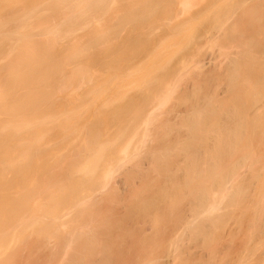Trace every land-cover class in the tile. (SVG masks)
Returning a JSON list of instances; mask_svg holds the SVG:
<instances>
[{"label":"bare ground","instance_id":"1","mask_svg":"<svg viewBox=\"0 0 264 264\" xmlns=\"http://www.w3.org/2000/svg\"><path fill=\"white\" fill-rule=\"evenodd\" d=\"M108 1L50 0L49 10L52 15L32 23V14L45 0H0V264H264V0H227L228 3L226 0H218L220 3L215 0L223 6L227 4L225 8L218 7L220 13L218 11L212 17L215 23L211 25L213 30L208 29L211 34L219 30L217 34L225 38L223 41L216 35L220 43L217 38L212 37L215 44L217 40L220 44L218 47V43L215 45L213 42L218 50L222 47L217 53L219 55L214 53L215 56L205 59L207 49L202 47L204 44L200 47L196 44L200 43L196 41L197 38L201 35L205 37L207 30L200 31L204 35L199 33L197 38L194 37L197 36L194 32L189 33L191 37L188 34L189 37L185 36V39L191 40L193 37L196 45L192 40L193 45L178 39L180 48L175 46V54L167 56L171 61L168 58L166 61V56L163 58L164 61H169V66L159 59L158 63L152 65L154 68L145 67L146 74L142 71L140 77L137 76L132 81L128 80L130 74L122 73L123 77L128 78V85L132 84L131 92L135 89L133 86L141 88L138 95L126 93V83L122 87L118 84L122 77L118 83L113 81L120 77L116 73L121 69L116 66L123 65L122 62L117 63L119 59L116 62L119 55L114 56L115 61L113 55L123 49L119 52V57L122 58L121 53L127 52L125 48L129 47L131 41L125 48L123 45L120 50H114L113 55L110 53L113 51H110V45L103 49L104 53L106 50L110 51L113 58V61L110 59V66L114 68L117 63L116 77L112 73L108 74L110 79L104 77L102 81L98 80L101 79L99 74V78L96 77L97 66L104 65V62L107 65L109 54L108 58L104 56L106 61L101 59L103 63L99 60V64H94L97 65L95 69L91 66L93 64L88 63L96 70L95 73L93 70L89 72V66L86 69V63L81 64L85 70L78 65L82 63L83 54L89 59L87 49L93 44L95 48V44H99L97 41L106 39L102 43L104 45L109 38L112 40L113 34L126 26L127 22L123 21L131 20L128 16H137L133 20L145 15L144 20H147L154 13L157 15L160 10L154 11L161 3L157 0L158 4L153 3V8L152 0L151 7L142 4L146 8L140 7L145 9H140V13L135 5L134 11L130 9L133 14L127 8L125 12L130 14L124 13L126 17L116 16L117 23L120 19L119 26L116 23L111 26L112 29L107 26L109 30L107 28L104 31L107 34L102 33L101 36L104 39L100 38L101 33L96 34L98 29L93 25L95 28L89 26L92 27L89 28L92 33L95 32L92 37L95 34L99 37H88L90 40L87 41V37L84 40L80 36L83 42L80 39L71 42L74 39L70 41L69 38L73 36V32L88 26L91 21L92 24L95 21L93 16L96 17L103 11L102 8H97L98 4H106ZM169 1L167 2L174 6L175 1ZM186 1L184 2L187 3ZM192 1L193 3H189L194 5L196 1ZM214 3L213 5L216 4ZM165 4L167 5L166 2ZM139 5L141 6L140 3ZM239 5L246 7L242 9L240 6L241 10ZM180 7L172 8L177 10V14H181L178 11ZM236 7L242 11L241 14L234 10ZM163 8L165 10L167 6ZM47 11L43 12L44 16ZM88 11L93 14L90 19ZM174 12L171 13L173 17L176 15ZM243 12L245 16L248 14L244 18ZM165 13L162 12L164 17L169 12ZM229 15L236 16L233 19L238 17L233 20L234 23L237 22L234 27L229 22L232 20ZM38 16L35 15L33 19ZM141 18L137 20L139 23L143 19ZM167 18H157L156 22L166 19L164 24L166 26L170 22L169 26L161 24L165 29L172 27L170 30L173 33V30L180 34L184 32L183 28H179L182 24H174V27L177 26L175 29L171 26L173 23L169 21L170 18ZM176 18L172 22H178L179 18L177 21ZM122 19L124 20L121 21ZM150 19L153 21L154 18ZM137 21L133 22L134 25ZM142 21L133 26L138 28ZM160 21L157 23L160 24ZM186 21H180L183 27L185 25V30L191 24L188 21L185 23ZM157 26L161 28L160 25ZM116 30L118 31L115 32ZM167 34L163 33L157 38L164 40L161 42L165 45L160 48H168L167 43L171 37L174 38L172 34L166 39ZM53 35L54 38L51 37ZM75 36L77 38V34ZM209 36L210 34H206L205 41L201 39L211 47L213 45L212 40L208 43ZM67 39L72 46L67 45ZM139 39L133 41L137 43ZM172 39L169 44H173ZM58 41L67 48L64 52L61 49L62 56L59 57L55 56V51L61 48ZM176 41L177 37L174 45L177 44ZM134 42L130 45L132 52L139 44ZM188 44L192 47L195 45L190 55L193 59L188 55L190 50L185 48ZM54 46L58 49L54 50ZM178 49L187 56L183 57L185 60L179 57L183 60L180 63L182 66H179L182 67V73L177 66L174 68H178L174 70L177 74L173 75L169 69L173 65L172 58L173 62L174 58H178ZM143 51L139 52L141 55L138 51L135 52L140 56L135 53L133 55L143 57L146 55V51ZM214 51L217 52V49ZM124 56L126 66L121 67V72L123 68L129 72L139 71L140 68L135 63L141 62V58L139 61L130 54L133 58L127 60L128 64V56ZM186 58H189L188 63L192 60L193 67H189L190 70L198 67L197 71L191 70L196 72L184 67ZM74 60L77 62L76 67ZM177 60L175 59L176 64L180 62ZM159 63L162 64L161 70ZM69 64L75 68L69 69ZM127 64L132 65L129 66L132 67L131 70ZM107 66L104 69L103 66L99 67L109 70V65ZM67 67L69 72L66 71ZM156 69L162 73H157ZM163 73H166L165 78L172 77V81L171 78H163ZM169 73L171 76H168ZM154 74L156 77L162 74L163 80L161 77V80L159 77L155 78ZM113 75L114 78L111 79ZM175 75L178 77L174 78ZM186 75L187 79L182 80ZM154 78L159 82L165 81L166 87L162 84L163 89L160 83L156 84ZM92 80L95 81L94 84ZM138 82L137 87L135 84ZM181 82H185L186 86ZM218 84L222 85L221 88ZM76 85V89L73 88ZM81 85L82 88L89 86L82 95ZM85 85L87 86L84 87ZM116 85L120 88L115 89ZM153 85H158L155 86L156 90ZM177 85L185 87L178 90ZM70 86L76 91L68 89ZM217 86L218 90L215 88ZM77 89L80 91L77 92ZM59 92H68L64 94L66 97L70 92L77 95L69 101L63 99L66 100L64 104L61 100L63 96H59L60 105L56 101ZM177 92L178 101L177 96L173 97ZM99 97H105L104 101L100 100L105 106L111 104L109 106L112 108L109 110H106L109 108L107 106L102 107V103L99 106L101 110H105L104 114L110 111L109 118L114 117L113 119H109L107 114H103L101 119L103 112L93 104ZM172 99L177 103L174 102L171 108L170 104L174 101ZM168 102L170 104L166 107ZM150 103L153 105L147 106ZM89 104L96 106L93 109L95 113L99 111V114L93 112L94 117L88 120L87 117L91 114L86 117L84 115L89 111ZM144 106L148 108L144 109ZM106 117L108 121L118 120V126H122L121 129L117 128L118 133L116 130V133L113 132L118 127L116 124L110 131L114 122L109 126L104 124ZM108 121L106 122H111ZM106 126H111L110 130ZM105 129L108 134H113L105 136ZM147 132L149 135L154 132L151 138ZM115 174L118 175L119 182L115 180Z\"/></svg>","mask_w":264,"mask_h":264},{"label":"rangeland","instance_id":"2","mask_svg":"<svg viewBox=\"0 0 264 264\" xmlns=\"http://www.w3.org/2000/svg\"><path fill=\"white\" fill-rule=\"evenodd\" d=\"M106 1H107V0H106ZM132 1H134V0H131V1H130V0H126V1H125V0H109L108 3L106 2V4H108V5L103 4V3H99L97 8H98V9H99V8H100V9L102 8L101 10H103V11L100 10L101 12H99V14L96 15V17L99 15L97 18L95 17V15L93 16V14L91 13V11H88V12H87V14H89V15H88L89 19H90V17L93 16V18L95 19V21H94V19H92V20L94 21L93 23H95V24H93V23L91 24L92 21L90 20L91 22L88 24V26H86V27L83 26L85 29L82 28V27L79 28V30L77 29L75 32H73V36H74V38H73V36H72L71 38H69V40L71 41L72 39H74V40H72L71 42H75V40H76V41H79V39L81 38L80 36H82V37H83L82 39H84V40H86V39H85L86 37H87V41L90 40L89 38H91V37H92V34L95 33V32L92 33V31L90 30L92 27H89V26H93V25H95V26H96V29H98V30H96V34L99 35V34L101 33V34H100V38H102V37H101V36H102V33H104V31H106L108 27H111V26H112L113 24H115V23L119 26L118 23L120 22V19H118L119 22L117 23V18L121 17L122 15H123V17H124V16H125L124 13H126L125 11L127 10V8H128V10L131 11V13H132V10H130V9H133V7H134V5H135V9H139L138 11H139V13H140V9H141L142 11L145 10V9L140 8V7H142L143 5H146L147 7H149V6H150V1H151V0H139V2H138L137 0H135L134 2H132ZM141 1H145V2L148 1V3H146V4H145V2H144V3H143V2L141 3ZM156 1H157V0H155V2H154V1L152 0V2H151V3H152L151 5H153L152 8L154 7V4L156 3ZM163 1H164V0H163ZM163 1L161 2V0H160L159 2H158V1H157V2H158L159 4H160V3L162 4ZM167 1H168V0H167ZM167 1H164L163 5H161V4L158 5V6H157V7H158L157 9L154 8L156 11H154V9H152L154 12H158V9L160 10V11L157 13V15L153 12L154 14L151 13V14H153V15H152L151 17H149L150 15L148 14V17H149V18H147V20H144V19H146V18H144L145 15H144V17H142L143 19L141 18L142 15L139 16V17L144 21V23H145V24H144L143 21L141 20V21H142V24H144V25L141 24V26H144L143 28H142L140 25H138V28H137V26L134 27L137 23H139L138 21H139L140 18H139V19H133V20H132V18H135V17H137V16H134V15H133L134 17H132V18L130 17L131 15L128 16V18L131 19L129 22H128V21H125V20H124L125 18L122 19L121 21L124 20L123 22H127V23L125 24L126 26H125V27L120 26V27L123 28V29H121V30H120V28L117 26L118 29L120 30V31H118V30L115 31V32L118 31L117 34H113V33H110L111 31H110V32L108 31L111 35L113 34V35L116 36V37L114 38V36H113V37H112V40L108 37L109 39L107 38L108 40L104 43V45H106L105 47H103L104 45H103L102 43H103L106 39L102 38V39H104V41H102V40H101L102 42H101V41H97V42H99V44H97L98 46L95 44V48H96V46H97L96 50H95V48H93V47H94V46H93L94 44L92 45V47H90V48L87 49V50H89V52L86 51V52H88V53H87V56H88V55L90 56V57L88 56L89 59H88L87 57H85V54H83L85 58L83 57V60H81V59H82V57H81V56H82V53H80L81 56L78 55V56L81 57V59L79 58V60H81V62H82V63H80V64L78 65L79 68H80L81 64L86 65V64H88V63H89V64L91 63V64L94 65L96 62L99 64L100 61H102L103 59L105 60L106 58H108V57H107V54H109V52H110L111 50H113V51L110 52V53L112 54L113 52L120 50V48H122L123 45H124L123 48H125V46H128V45H129V47H126V48H125V50H126L127 52H122V53H124V54L128 53V54H126V55L128 56V58L125 57L126 55L124 56V54H122V53H121L122 58L119 57V56H120V53H119V52L123 51V49H122L121 51H119V52H115V55H113L114 53H113L112 55H113V58H114V56L117 57V56L119 55L118 58L116 59V62H117L118 59H119V62H117V63L120 64V63L122 62L124 66H126V65L124 64V63H125V62H124L125 60L123 59V56H124L125 58H127V59H126V63H127V62H128L127 60L132 59L133 57H135V58L137 57V56H134V55H133L135 52L138 51V53H139V52L141 53L143 50H145V51H146V52H145L146 55H145V56L143 55V57H139V58H141V62H138V61L135 60V61L137 62V63H135V62L133 61L134 59L132 60V61L135 63V65L138 64L139 68L141 69V71H140V69H139V71H138V70H137V71L134 70V68H135V65H134L133 70L136 71V73H135L134 71H130V72H131V73H130L127 69L125 70V68H123V71L121 72V70H122L121 67H122L123 65H122L121 67H120L121 64H120V65L118 64L119 66H116L117 63L114 65V68H112V67L110 66V59H111V60L113 59L112 56H111V54H109L110 56L108 55L110 58H108L109 60H107V61H109V63L107 62V65H109V68H108L109 70H103L105 67H106V68L108 67L107 65H105L106 62H104V65H103V64L99 65L100 67L103 66V67H102L103 69H101V68H100L99 66H97V65H94V66L91 65L94 69H95V67L97 66V68H96L97 71L94 70V69H92V68L90 67L89 64L85 66L86 69L89 68L88 70H89L90 73H91V70H93L92 72H94V73H95V71H96V72H97V73H96V77L99 78V75H100V76H101V79L99 78L98 80H101V81L103 80L104 77L107 78L109 73H110V75H111V73L114 74L115 77L118 76V75H116V74H120V77H118L119 79L115 78V80H113V81H114V82L116 81V83H118L117 81H119L120 78L122 77L121 80H122V79H123V80H122V81L120 80V81H119L120 83H118L119 85L121 84V87H122V85H125V83H126V85H128L129 82H126L128 78H129V79H128L129 81H132V80H134V78H136L137 76L140 77L139 74H140L142 71H144V73H145V71H146L147 69H149L150 67H153L152 65H155L156 63H158L157 61H158L159 59H160V61L162 62V61H164L163 58L166 56V57H165V60L167 61V60L169 59V60L171 61V58H168V57H169V55H170V57H172V55L175 54L174 51L177 50L176 47L179 46V48H180V45H181V44H180V41H181V40H183V42H185V40H186V43H185V44H187V42H190V43H191V40L193 41V39H192L193 37L191 38V40H190V38H189L188 40L185 39V36H187L189 33H193V32H194V34H195V35L197 34V36H194V34H193L192 36H194V37L197 38V37H199V36H198L199 33H200L199 35H201V34L204 35V33H202V32H203L202 30L205 29L204 32L207 30L208 33L205 32V35H204V36L206 37V34H207V36H208V34H210V36H209V42H208V43H210L211 40H212L211 43H212L213 46H211V47H210L209 44H208V45H205V43H206L207 41H206L205 43L203 42V41L206 40L207 37L205 38V37H202V35H201V37L197 38V40H196V41H200V43H201V44H200V43L198 44V43L196 42V44L199 45V47H200V45H203V44H204L202 47L205 46V49H207L206 51H208V53L205 55L206 58L204 57L205 59H207L208 57L210 58V57L215 56L217 53H219V52L222 50V47H221V46H220V47H221V50H220V49H219L220 51L218 50V47H219V45H220V44L218 43V40H219L218 38H220V39H223V38H222L221 35H220V36H221V37H220V36L217 34V33H219V30H218V32H215L216 30H215L214 32L212 31V30H213V28H212L213 26L211 27V25H212V24L215 25V23H213V22H214V18H212V17H213V15H214V13H217L218 11H219V13H220V8H221V7H224V8H225V6L227 5V4H225V3H226V2L228 3L229 1L226 0V2L224 3L225 5L223 6V4H219L220 2H219L218 0H217V1H218L219 3H218L217 1H215V0H212V1H211V0H210V1H208V0H199L200 2L197 1V0H195L197 3L195 2L194 5H193V4H190V3H193V1L191 2V0H188V2H187L186 0H182L183 2H180L181 0H180V1H179V0H178V1H177V0H173V1H175V3H173L174 6H175V8L179 9L180 5H182V6L180 7V10H178L179 13H181V14H177V12H176L177 10H175V8H172V7H174V6H173L172 3L170 2L171 0L169 1L170 3H168ZM173 1H172V2H173ZM184 1H186L187 3H185ZM46 2H47L48 5L46 4ZM49 2H50V0H45V2L41 3L40 6L34 11V13H33L32 16H31V19H30V20L32 21V23H34L35 20H36V22H37V20H38V21L41 20L40 18H42V20H43V18H47V17H49L50 15H52V14H51L52 11L49 10V9H50ZM165 2L167 3V5L165 4ZM176 2H177V3H176ZM189 2H190V3H189ZM203 2H204V3H203ZM210 2H212V4H211ZM214 2H215L216 4H215ZM137 3H138V5H139V3H140L141 6L139 5V7H138ZM153 3H154V4H153ZM158 3H156V4H158ZM199 3H200V4H199ZM213 3H214L215 5H213ZM217 3H218V4H217ZM45 4H46V5H45ZM142 4H143V5H142ZM148 4H149V5H148ZM156 4H155V5H156ZM168 4H170L169 7L172 5L170 9H169V7H168ZM130 5H131V6H130ZM132 5H133V6H132ZM187 5H189V6H187ZM192 5H193V6H192ZM212 5H213V7H212ZM242 5H243V4H242ZM245 5H246V4H245ZM46 6H47V7H46ZM99 6H101V7H99ZM102 6H103V7H102ZM136 6H137V7H136ZM161 6H162V7H161ZM165 6H167V8L164 10L163 7H165ZM240 6H241V5H239L238 7L240 8ZM243 6H244V5H243ZM247 6H248V5H247ZM48 7H49V8H48ZM106 7H109V8H106ZM143 7L146 8L145 6H143ZM150 7H151V6H150ZM218 7H220V8L218 9ZM245 7H246V6H245ZM245 7H243V8H245ZM103 8H104V9H103ZM241 8H242V6H241ZM241 8H240V9H241ZM243 8H242V9H243ZM123 9H124V10H123ZM147 9L149 10V8H147ZM150 9H151V8H150ZM167 9L170 10V11H168ZM171 9L175 10L176 13H175L173 10H171ZM217 9H218V10H217ZM222 9H223V8H222ZM240 9L238 10V8L236 7V9H234V10H238L237 12H238V14H239L240 11L242 10V9H241V10H240ZM37 10H38V11H37ZM43 10H44V11H43ZM45 10H46V11L48 10V11H47V13H46L45 16H44V15H43V12L45 13V12H46ZM152 10H151V11H152ZM163 10H164V11H163ZM181 10H182V11H181ZM244 10H245V9H244ZM244 10H243V11H244ZM40 11H41V12H40ZM97 11H99V10H97ZM133 11H134V9H133ZM135 11H137V10H135ZM138 11H137V14H138ZM146 11H147V10H146ZM146 11L144 12V14L146 13ZM165 11H167V12L170 13V14L168 13V15L165 16L166 18H167L169 15H171L170 17H168V18H170L169 21H171V24L173 23L172 25L170 24L171 26H173V25L176 24V23H178V24H182V25H183V23H181V22H182V21H186V20H187L189 23L191 22V24H188V25L186 24L187 27H188V28H186L187 30H185V28H184L185 25H184V27H183L182 25L179 26V28H180V27H181V29L183 28L182 31H184V32L181 33V34H180L178 31L173 30L174 33H175V32H178V34H179L180 36H179L177 33L174 34L173 32H171L172 29L170 30V28H172V27L169 28L170 31L168 30V28H166L167 31H169V33H168V32L166 31V29L161 25V24H163V25L165 26L164 22L166 23V19H164L163 22L160 21V20H162L163 18H165V17H164V15L166 14ZM171 11H172V12H171ZM104 12H105V13H104ZM127 12H128V11H127ZM162 12H164L165 14L163 15ZM173 12H174L177 16L173 14V15L175 16V17H173L172 14H171V13H173ZM195 12H196V13H195ZM241 12H242V11H241ZM245 12H246V10H245ZM39 13H40V14H39ZM141 13L143 14V12H141ZM149 13H150V10H149ZM159 13H161V14L159 15ZM233 13L236 15V12H235V11H234ZM233 13H232V14H233ZM37 14L40 15L41 17L38 16ZM41 14H42V15H41ZM91 14H92V15H91ZM126 14H130V12H129V13H126ZM132 14H133V13H132ZM240 14H241V13H240ZM35 15L38 16V17H35V18L33 19V17H34ZM138 15H139V14H138ZM155 15H156V16H155ZM158 15H159L160 17H157ZM161 15H162V16H161ZM230 15H231V13H230ZM230 15H229V17H231L232 20H231V21L229 20V22H230L231 25H233V27H234V25L237 24V22L235 21V23H234L233 20H237L238 17L235 18V19H233L232 17H233L234 15H233V16H230ZM242 15H244V16H243V18H244V17H246L248 14L245 16V14H244V12H243ZM242 15H241V16H242ZM43 16H44V17H43ZM116 16H117V18H116ZM153 16H154V17H153ZM198 16H199V18H198ZM237 16H239V15H237ZM110 17L112 18L113 21L110 20ZM113 17H114V18H113ZM125 17H126V16H125ZM156 17H157V18H160V20H159V21H160V24L157 23V22H159L158 20H157V22H156V19H157ZM161 17H162V18H161ZM176 17H177V18H176ZM190 17H191V18H190ZM229 17H228V18H229ZM234 17H236V16H234ZM128 18H127V20H128ZM150 18H154L153 21H152ZM168 18H167V19H168ZM174 18H176V21H177V19L179 18V19H178V22H172V19L174 20ZM193 19H194V20H193ZM195 19H196V20H195ZM114 20H115V21H114ZM137 20H138V21H137ZM150 20H151L152 22H151ZM189 20H190V21H189ZM192 20H193V21H192ZM96 21H97V22H96ZM134 21H137L135 25H134V23H133ZM141 21H140V23H141ZM145 21H146V22H145ZM147 21H148V23H147ZM149 21H150L151 23H150ZM154 21H155V22H154ZM180 21H181V22H180ZM187 21H186L185 23H187ZM36 22H35V23H36ZM167 22H168V20H167ZM227 22H228V20H227ZM232 22H233L234 24H233ZM109 23H112V24L110 25ZM130 23H132V24H130ZM140 23H139V24H140ZM169 23H170V22H168V24H166L165 27H168V26H169ZM185 23H184V24H185ZM230 23H228V24L230 25ZM128 24H129V25H128ZM146 24H147V25H146ZM226 24H227V23H226ZM53 25H54V24H53ZM86 25H87V24H86ZM109 25H110V26H109ZM120 25H121V24H120ZM122 25H123V23H122ZM133 25H134V26H133ZM157 25H160L161 28L159 29V26H157ZM176 25H177V24H176ZM95 26H93V27L95 28ZM103 26H104V27H103ZM107 26H108V27H107ZM127 26H128V27H127ZM129 26H130V27H129ZM52 27H53V30H55V27H54V26H52ZM112 27H113V26H112ZM112 27H111V29H112ZM117 27H116V28H117ZM140 27H141V28H140ZM173 27H174V26H173ZM175 27L177 28V26H175ZM175 27H174V28H175ZM89 28H90V29H89ZM94 28H93V29H94ZM102 28H103V29H102ZM104 28H105V29H104ZM116 28H114V29H116ZM124 28H125V29H124ZM127 28H128V29H127ZM157 28H158V29H157ZM176 28H175V29H176ZM80 29H81L82 31H81ZM88 29H89V30H88ZM114 29H113V30H114ZM208 29H209V30L212 29L211 32H213V34H215V36H214L213 34L209 33L210 31H208ZM214 29H215V27H214ZM230 29H231V27H230ZM53 30H52V32H53ZM108 30H109V28H108ZM113 30H112V32H114ZM138 30H139V31H138ZM163 30H165V32H164ZM178 30H179V29H178ZM90 31H91V33H90ZM93 31H94V30H93ZM100 31H101V32H100ZM102 31H103V32H102ZM127 31H128V32H127ZM133 31H134V32H133ZM180 31H181V30H180ZM200 31H202V32H200ZM221 31H222V30H220V32H221ZM55 32H56V31H55ZM80 32H81V33H80ZM82 32H83V33H82ZM88 32H89L90 34H89ZM130 32H131V33H130ZM135 32H136L137 34H136ZM161 32H163L164 34H165V33H166V34L168 33V34H167L168 37H166V36L164 35V37H166V39H168L169 37H171L172 34H174V35H173L174 38L172 39V37H171V39L173 40V44H172V43L169 44V43L171 42V39H170V40H169L170 42L167 43V46L169 45L168 48H167V47H165V48H160V47H162L163 45H165V44H162V43L164 42V40H161V41H163V42H161L160 39H159V40L157 39V38H160V37H161V34L163 35V33H161ZM170 32H171L172 34H170ZM195 32H196V33H195ZM150 33H151V34H150ZM55 34H56V33H55ZM75 34H77V38H78V39L75 38V37H76ZM79 34H81V35H79ZM96 34H95V36H97ZM104 34H105V33H104ZM106 34H107V33H106ZM106 34H105V35H106ZM125 34H126V35H125ZM127 34H128V35H127ZM169 34H170V36H169ZM220 34H223V33H220ZM51 35H52V34H51ZM78 35H79V36H78ZM86 35H87V36H86ZM89 35H90V36H89ZM108 35H109V34H108ZM111 35H109V36L111 37ZM119 35H120V36H119ZM132 35H133L134 37H133ZM141 35H142V36H141ZM158 35H159V36H158ZM176 35H177V36H176ZM189 35H190V37H191V34H189ZM216 35L218 36V38L216 37ZM95 36L93 35L92 38H94ZM137 36H138V37H137ZM51 37L54 38L55 35H53V36H51ZM88 37H89V38H88ZM97 37H99V36H97ZM104 37H105V36H104ZM118 37H119V38H118ZM125 37H126V38H125ZM140 37H141V38H140ZM164 37H163V39H164ZM175 37H177V41H176L177 44L175 43L176 45H174V39H175ZM188 37H189V36H187V38H188ZM210 37H211V38L214 37V39H215V38L218 39V40H217L218 47L215 46V45L217 44V43L215 44L216 41H215L213 38L211 39ZM137 38H138V39L140 38V39H139V41H138L137 43H135V42L138 40ZM180 38H181V39H180ZM201 38H203V41H202ZM41 39H42V37H41ZM82 39H80V41L83 42L84 40H82ZM135 39H137V40H135ZM142 39H143V40H142ZM156 39H157V40H156ZM166 39H165V41L168 42V40H166ZM178 39L180 40L179 42H178ZM199 39H200V40H199ZM204 39H205V40H204ZM224 39H225V38H224ZM224 39H223V41H225ZM69 40H68V39L66 40L67 45L72 46L73 44H72ZM99 40H100V39H99ZM114 40H115L116 43L114 42ZM125 40H126L127 42H125ZM133 40H134L135 42H134ZM194 40H195V39H194ZM207 40H208V39H207ZM213 40H214V41H213ZM62 41H63V40H62ZM130 41H131V42H134L135 44H138V43H139L137 46H138V48H140V50H138V48H135L136 46L134 45V48H135L136 50L132 49V50H134V51L132 52V51H131V47H132V46L130 47V45H131V42H130ZM140 41H141V42H140ZM142 41H143V42H142ZM157 41H158V42H157ZM56 42H57V41H56ZM58 42H60V45H59V46H61V43H62V42H61V41H58ZM68 42H70V43H68ZM109 42H110V44H109ZM121 42H122V44H121ZM128 42H130V43L128 44ZM183 42H182V44H183ZM194 42H195V41H193L192 43L195 44ZM202 42H203V43H202ZM213 42H214L215 45L213 44ZM219 42H220V40H219ZM63 43H64V45L66 44L65 41H63ZM86 43H87V42H86ZM95 43H96V42H95ZM106 43H107V44H106ZM134 43H132V44H134ZM141 43H143V46H142ZM144 43H145V44H144ZM150 43H152V44H150ZM156 43H157V44H156ZM159 43H160V44H159ZM190 43H189V44H190ZM192 43H191V45H193ZM220 43H221V42H220ZM81 44H83V43H81ZM84 44H85V43H84ZM84 44H83V45H84ZM100 44H101L102 46H101ZM116 44H117V45H116ZM127 44H128V45H127ZM140 44H141V45H140ZM161 44H162V45H161ZM179 44H180V45H179ZM189 44H188V45H189ZM196 44H195V45H196ZM206 44H207V43H206ZM222 44H224V43H222ZM64 45L61 46V48H60V47L57 45V43H56V46H58L60 50H59L57 47L54 46V47H55L54 50H56V49L59 50V51H58V50L55 51V56H57V57L62 56V52H60L62 48H63V49H62L63 52H64L65 50H67V48H65ZM108 45H110V47H109ZM139 45H140L141 47H140ZM144 45H146V46H144ZM157 45H159V46H157ZM160 45H161V46H160ZM188 45H187L185 48H187V50H190V54H188L189 57H190V55L192 54L191 51H192V49L194 48L195 45H194L193 47H192L191 45H189V46H188ZM85 46H86V45H85ZM100 46L103 47V48H101ZM107 46L109 47L110 51L108 50L109 52H107V50H106L107 53L105 52V53H106V54H105V53L103 52V49L108 48ZM170 46H171V47H170ZM175 46H176V47H175ZM183 46H184V45H183ZM183 46H182V47H183ZM206 46H207L208 48H206ZM66 47H67V46H66ZM113 47H114V48H113ZM143 47H145V49H144ZM146 47H147V48H146ZM157 47H158V48H157ZM189 47H192V48L189 49ZM209 47H210V48H209ZM215 47H216V48H215ZM69 48H70V47H68V49H69ZM91 48H93V49H91ZM98 48H99V49H98ZM116 48H118V49H116ZM129 48H130V49H129ZM142 48H143V50H141ZM212 48H213V49H212ZM64 49H65V50H64ZM90 49H91V50H90ZM183 49H184V48H183ZM202 49H203V48H202ZM215 49H217V52L214 51ZM94 50H95V51H94ZM99 50H100V51H99ZM114 50H115V51H114ZM129 50H130V51H129ZM148 50H149V51H148ZM154 50H155V51H154ZM163 50H164V51H163ZM178 50H180V49H178ZM185 50H186V49H185ZM187 50H186V51H187ZM223 50H225V49L223 48ZM96 51H99V53L96 52ZM128 51L130 52L131 56H133L132 58H131V56H130V54H129ZM153 51H154V52H153ZM158 51H159V53H157ZM172 51H173V52H172ZM200 51H201V49H200ZM203 51H204V49H203ZM203 51H202V52H203ZM212 51H213V52H212ZM56 52H58V54H57ZM59 52H60L61 54H59ZM143 52H144V51H143ZM188 52H189V51H188ZM188 52H187V53H188ZM202 52H201V54H202ZM103 53H104V55H103ZM116 53H117V55H116ZM118 53H119V54H118ZM138 53H135V54L138 55ZM140 53H139V54H140ZM169 53H170V54H169ZM172 53H174V54H172ZM212 53H213V55L211 56ZM214 53H216V54L214 55ZM142 54H143V53H142ZM151 54H153V55H152L153 57L151 56ZM183 54H184V53H182L181 50H180V52L177 51V53H176V57H178V58H174V62H175V63L173 62V58H172V63H171V64H173V65H171V67H170L171 70L169 69V72L171 71V72H170L171 74L173 73V75H174V74L176 73L175 71H176V70L179 68V66L182 64V61H183V60H181V59H182L183 57H186V56H187V54H186V56H185V54H184V55H183ZM197 54H198V53H197ZM92 55H93V56H92ZM140 55H141V54H140ZM140 55H138V56H140ZM148 55L151 56L152 58H151V57L149 58ZM182 55H183V56H182ZM195 55H196V54H195ZM199 55H200V54H199ZM199 55H198V56H199ZM202 55H203V54H202ZM202 55H201V56H202ZM207 55H208V56H207ZM217 55H219V54H217ZM104 56H105L106 58H105ZM167 56H168V57H167ZM192 56H193V55H192ZM196 56H197V55H196ZM94 57H97V58H94ZM129 57H130V58H129ZM146 57H147V58H146ZM179 57H181V59H179ZM216 57H217V56H216ZM99 58H100V59H99ZM137 58H138V57H137ZM139 58H138L137 60L140 61ZM144 58H145V59H144ZM148 58H149V59H148ZM166 58H168V59H166ZM190 58H192V57H190ZM194 58H195V57H194ZM198 58H199V57H198ZM198 58H197V59H198ZM201 58H202V57H201ZM201 58H199V59H201ZM77 59H78V57L76 58V60H77ZM94 59H95V60H94ZM101 59H102V60H101ZM120 59H121V60H120ZM147 59H148V60H147ZM162 59H163V60H162ZM175 59H176V60L178 59L180 62H179V63L177 62V64H176ZM183 59H184V58H183ZM192 59H193V58H192ZM76 60H74L73 62H75ZM99 60H100V61H99ZM104 60H103V61H104ZM142 60H144V61H142ZM178 60H177V61H178ZM184 60H185V59H184ZM190 60H191V59H190ZM77 61H78V60H77ZM103 61L100 62V63H103ZM105 61H106V60H105ZM112 61H113V60H112ZM112 61H111V64H112V66H113ZM114 61H115V58H114ZM132 61H130L131 64H132ZM145 61H147V62H145ZM154 61H155V62H154ZM166 61H164L165 63H164V62H163V63H164L165 65H168V62H169V61H168V62H166ZM187 61H189V58H188V59L186 58V61H184V62H185V66H184V67H188L187 69L190 70L189 67H193L192 60H191V63H188ZM204 61H206V60H203V62H204ZM73 62H72V63H73ZM79 62H80V61H79ZM79 62H78V63H79ZM92 62H93V63H92ZM201 62H202V60H201ZM76 63H77V62H75V65H74V64H72V65H74V66L76 67V65H77ZM85 63H86V64H85ZM97 63H96V64H97ZM114 63H115V62H114ZM142 63H143V64H142ZM166 63H167V64H166ZM180 63H181V64H180ZM128 64H129V62H128ZM128 64H127V65H128ZM159 64H161V63H159ZM159 64H158V65H159ZM183 64H184V63H183ZM188 64H189V65L192 64V66H188ZM70 65H71V64L68 65V66L70 67L69 69L73 70L75 67H74V66H70ZM165 65H163V66H165ZM169 65H170V64H169ZM169 65H168V66H169ZM88 66H89V67H88ZM115 66H116L117 68L119 67L118 69H121V70H117V69H115V68H116ZM124 66H123V67H124ZM129 66H132V65H128V67H129ZM148 66H149V67H148ZM156 66H157V65H156ZM156 66H155V67H156ZM161 66H162V64H161L160 67H159L160 70H161ZM177 66H178V68L175 70L174 68H176ZM181 66H182V65H181ZM194 66H195V65H194ZM81 67L84 68L83 70H85V67H84V66H81ZM87 67H88V68H87ZM110 67H111V68H110ZM141 67H142V68H141ZM145 67H146L147 69H146ZM165 67H166V66H165ZM165 67H163V68H165ZM172 67H173V70H172ZM184 67H183V68H184ZM130 68H132V67H129V70H131ZM144 68H145V69H144ZM153 68H154V67H153ZM159 68H158V69H159ZM167 68H169V67H167ZM181 68H182V67H180V68L178 69V71H179L180 73H182V72H181V70H182ZM66 69H67L66 71L69 70L68 67H67ZM136 69H138V68H136ZM142 69H143V70H142ZM158 69H156L155 71L157 72ZM180 69H181V70H180ZM192 69H193V68H192ZM192 69H191V70H192ZM195 69H196V71H197V70H198V67H196ZM195 69H193V70H195ZM99 70H100V71H99ZM101 70H102V71H101ZM116 70H117V72L120 71L121 73L119 72V73H116V74H115V71H116ZM162 70H163V72H164V69H162ZM166 70H168V69H166ZM174 70H175V71H174ZM191 70H190V71H191ZM98 71H99V72H98ZM105 71H106V72H105ZM126 71H128V72H126ZM172 71H173V72H172ZM178 71H177V72H178ZM190 71H189V73H190ZM196 71H191V72H196ZM68 72H69V71H68ZM68 72H66V73H68ZM71 72H72V71H71ZM71 72H70V73H71ZM104 72H105V73H104ZM132 72H133L134 75L132 74ZM146 72H147V71H146ZM149 72L152 73V71H149ZM149 72H148V73H149ZM159 72L162 73L161 71H158L157 73H159ZM179 72H178V73H179ZM94 73H93V74H94ZM122 73H124L123 75H125V74H126V75L130 74L131 76L129 75L128 78L126 79V77H123V76H122ZM144 73H142L141 75H145V74H146V73H145V74H144ZM153 73H155V72L153 71ZM167 73H168V72H167ZM170 73L168 74V76H169V75L171 76ZM98 74H99V75H98ZM155 74H156V73H155ZM155 74H154V75H155ZM164 74H166V73H163V78H165V75H164ZM176 74H177V73H176ZM192 74H193V73H192ZM94 75H95V74H94ZM94 75H93V76H94ZM97 75H98V76H97ZM103 75H105V76H103ZM114 75L111 77V79L114 78ZM156 75H157V74H156ZM156 75H155V78L158 79V77H159V79L161 80V78H162V74H160L161 76H159V74H158V77H156ZM173 75H172V76H173ZM189 75H191V73H190ZM102 76H103V77H102ZM147 76H148V75H147ZM176 76H177V75H175L174 78H177V77H178V76H177V77H176ZM109 77H110V76H109ZM109 77H108V79H110ZM139 77H138V79H139ZM141 77H142V76H141ZM144 77L147 78L146 75H145ZM144 77H143V81H144ZM160 77H161V78H160ZM186 77H187V75H186L185 78H183L182 80L187 79ZM155 78H154V81L156 82L157 80H155ZM163 78H162V80H163ZM166 78H169V77L166 76ZM166 78H165V79H166ZM170 78H171V79H170ZM170 78H169V79L172 81L173 78H172V77H170ZM95 79H96V78H94L93 80H95ZM108 79H104V80L107 81ZM116 79H117V80H116ZM136 79H137V78H136ZM136 79H135V80H136ZM165 79H164V80H165ZM189 79H190V78H189ZM189 79H188V80H189ZM93 80H92V82H93V84H94V82H95L97 79H96L95 81H93ZM145 80H146V79H145ZM106 81H105V83H106ZM140 81H142V78H141ZM167 81H169V80H167ZM171 81H169V82L171 83ZM189 81H190V80H189ZM189 81H186V80H185V82H188V84H189ZM90 82H91V81H90ZM92 82H91V83H92ZM136 82H137V80H136ZM155 82H154V83H155ZM169 82H168L167 85L170 84ZM185 82H183L184 85H185ZM191 82H193V79H192ZM91 83H88V84H87V82H85V84H87V85H89V84L91 85ZM96 83H97V81H96ZM99 83H100V82H99ZM101 83H102V82H101ZM103 83H104V82H103ZM116 83H114V84H116ZM134 83H135V81H134ZM157 83H160L161 85H162V84L164 85L165 81H164V82H163V81H162V82H161V81L159 82V80H158V81L156 82V84H157ZM181 83H182V82H181ZM183 83H182V84H183ZM195 83H196V82H195ZM138 84H139V82H138L137 84H135V85H137V87H138ZM176 84H177V83H176ZM186 84H187V83H186ZM191 84H194V83H191ZM83 85H84V84H83ZM83 85H81V89L79 88L80 90L83 89L82 91H80V90L77 89V90H78L77 92L80 91V95H82L81 93H83V92L85 91V89L87 90V87H89V86L85 85L84 87H86V86H87V87H86V88H82ZM131 85H132V84H129V85H128V91H129V92L127 91L126 93H129V94H130L131 89H132V88L130 87ZM133 85H134V84H133ZM158 85H159V84H158ZM158 85H157V86H158ZM163 85L161 86L162 88H163ZM165 85H166V84H165ZM165 85H164V88L166 87ZM178 85H179V83H178ZM178 85H177V87H178ZM218 85H219V84H218ZM220 85H221V84H220ZM220 85H219V86H220ZM79 86H80V85H79ZM79 86H78V87H79ZM92 86H93V85H91V87H92ZM113 86H114V85H113ZM113 86H111V87L113 88ZM116 86H117V85H116ZM155 86H156V85H155ZM155 86L153 85L154 89L156 90V87H157V86H156V87H155ZM159 86H160V85H159ZM185 86H186V85H185ZM185 86H184V87H185ZM221 86H222V85H221ZM221 86H220V88H221ZM72 87H73V86H72ZM72 87L70 86L69 88H68V87H67V88H68V89H72ZM75 87H77V85L74 86L73 88H75ZM114 87H115V86H114ZM133 87H135L134 91L132 90L134 93L131 92V94H137V95H138V92H139V94H140V91H142L141 88H140V89H139V88H136V86H133ZM184 87H183V85H182V86L180 85V86L178 87V90L181 89V88H184ZM119 88H120V87H119ZM119 88H118V86H117L115 89H119ZM130 88H131V89H130ZM162 88H159V89H162ZM164 88H163V89H164ZM215 88H217L216 90H218V86L215 87ZM75 89H76V88H75ZM75 89H72V91H76ZM88 89H89V88H88ZM113 89H114V88H113ZM115 89H114V90H115ZM159 89H157V90H159ZM163 89H162V90H163ZM136 90H138V91L136 92ZM219 90H220V89H219ZM66 91H68V90H66ZM69 91H70V90H69ZM113 92H114V91H113ZM158 92H159V91H158ZM158 92H157V93H158ZM179 92H180V91H179ZM179 92L175 93L173 97L177 96ZM61 93H62V95H61ZM61 93L59 92L60 95L57 94L58 97L56 96V97H57V100H56V101H59V102H60V105H62V104H61V101H60L59 96H63V97H61V100L63 101L62 103L64 104V102H65L66 100H63V99L66 98L67 101H69V100L74 99V96L76 97V95H77V93H76V95H75V94L72 95L73 92H72V93L70 92L69 94H67L68 96L66 97L64 94H66V93H68V92H65V93L61 92ZM160 93H161V90H160ZM163 93H164V92H163ZM78 94H79V93H78ZM161 94H162V93H161ZM176 94H177V95H176ZM126 95H128V94H126ZM126 95H124V96H126ZM72 96H73V97H72ZM103 96H104V95H103ZM101 97H102V96H101ZM101 97H99V99L97 98V100H96L97 103H96V101H94V103H93L94 105H96V106L98 107V109H99V107H100L99 105L102 103V101H100V100H103V101H104V98H105V97H103V99H100ZM178 97H179V96L176 97V100L179 99ZM58 98H59V99H58ZM77 98H78V97H77ZM77 98H76V99H77ZM79 98H80V97H79ZM76 99H75V100H76ZM123 99H125V98L123 97ZM77 100H78V99H77ZM93 100H95V98H94ZM172 100H174V99H172ZM176 100L172 101L171 104L168 102V104H166V107H167V105L169 106V104H170V107L172 108L173 103H174ZM78 101H81V100L79 99ZM89 101L91 102V100H89ZM123 101H124V100H123ZM123 101L121 100V102H123ZM177 101H178V100H177ZM87 102H88V101H87ZM92 102H93V101H92ZM98 102H99V103H98ZM170 102H171V101H170ZM56 103L59 104L58 102H56ZM71 103H72V102H70V104H71ZM74 103H75V101H74ZM77 103H78V102H76V104H77ZM119 103H120V102H119ZM175 103H177V102H175ZM66 104H67V102H66ZM66 104H65V105H66ZM76 104H75V105H76ZM86 104H87V103H86ZM90 104H92V103H90ZM90 104H89L90 107H89V109H88L89 111L87 110L88 112L84 115V116L86 117V116H89V115L91 114V116L87 117L88 120L92 118V116H93L92 113H93V112H94V113L96 112V111L93 109V108H95L96 106L93 107V106L90 105ZM104 104H105V103H102L103 106H102V105H101V106L104 107V106H105ZM108 104L111 105L110 103H108ZM151 104H152V103H150V104L147 105V106H151ZM68 105H69V104H68ZM109 105H108V106L106 105L107 107H109V108L106 109V110H109L110 108H112V107L109 106ZM152 105H153V104H152ZM85 106H86V105H85ZM91 106H92V107H91ZM106 106H105V108H107ZM112 106H113V105H112ZM87 107H88V106H87ZM105 108H104V109H105ZM114 108H115V106L113 107V109H114ZM147 108H148V107H147ZM147 108H145V106H144V109H147ZM113 109H111V110L113 111ZM96 110H97V109H96ZM100 110H101V107H100ZM173 110H176V109L174 108ZM101 111H102V112H103V111L105 112V110H101ZM101 111H100V112H101ZM104 112L101 113V117H102V118L100 117L101 119H103V114H104ZM109 112H110V111H109ZM109 112H106V114H107V115L110 114ZM173 113H175V112H173ZM95 114H99V111H97V113H95ZM95 114H94V115H95ZM106 114H104V116H106ZM112 114H113V112H112ZM112 114H111V115H112ZM84 116H83V118H84ZM97 116H98V115H97ZM99 116H100V115H99ZM109 116H110V115H108L107 117L109 118ZM112 116H114V115H112ZM93 117H94V116H93ZM107 117H106V120H103V121H105L104 124L109 126L112 122H114V123H112V126H113L112 128H111V126H110L109 128H108V126H106V127L108 128V130H110V128H111L110 131H112V129L115 128V125H114V124H116V125L118 126V123H117L118 120H116L117 117H116V119H115L117 122L114 121V120H113V121L109 120V121H111V122H109V121L107 120V119H108ZM87 118H86V119H87ZM113 118H114V117H111V118H109V119H113ZM104 119H105V118H104ZM81 121L83 122V120H81ZM84 121H85V120H84ZM86 121H87V120H86ZM101 121H102V120H101ZM106 121H108L109 123H107ZM115 122H116V123H115ZM119 126H120V125H119ZM119 126L116 127V128L113 130V132H114L115 130L117 131L119 128L121 129L122 126H120V127H119ZM117 128H118V129H117ZM159 129H162V127H161V128L159 127ZM108 130L105 129V132L107 133ZM151 130H153V129H151ZM151 130H150V131H151ZM110 131H109V133H110ZM116 131H115V133H116ZM153 131H154V130H153ZM113 132H112V134H113ZM117 133H118V131H117ZM149 133H150V132H149ZM153 133H154V132H152V134H153ZM112 134H108V133H107V135H105V136L112 135ZM147 134H148V132H147ZM152 134H150L151 136L148 134V136H150V138H151V137H152ZM116 173H117V172H116ZM117 174H118V173H117ZM117 174H115L114 178H115L116 181L119 182V180H118L119 178H118V175H117ZM118 182L116 183V185L119 184Z\"/></svg>","mask_w":264,"mask_h":264}]
</instances>
